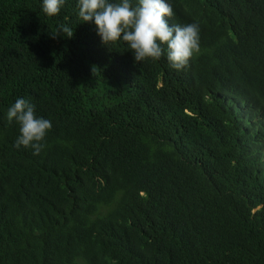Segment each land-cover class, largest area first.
<instances>
[{
  "label": "trees",
  "instance_id": "16d2710c",
  "mask_svg": "<svg viewBox=\"0 0 264 264\" xmlns=\"http://www.w3.org/2000/svg\"><path fill=\"white\" fill-rule=\"evenodd\" d=\"M170 2L199 25L180 71L101 44L76 0H0V264H264V0ZM18 97L52 122L39 155Z\"/></svg>",
  "mask_w": 264,
  "mask_h": 264
},
{
  "label": "clouds",
  "instance_id": "9594fccd",
  "mask_svg": "<svg viewBox=\"0 0 264 264\" xmlns=\"http://www.w3.org/2000/svg\"><path fill=\"white\" fill-rule=\"evenodd\" d=\"M64 5L65 0H40V11L53 18ZM76 7L80 23H91L101 44L123 43L134 62L159 61L164 55L168 65L180 71L200 53L197 23H167L165 18L173 16L170 0H135L134 4L133 0H76ZM51 34L71 37L72 28L59 25ZM5 118L18 125L13 146L31 149L32 155H39L52 122L36 115L34 105L23 97L7 107Z\"/></svg>",
  "mask_w": 264,
  "mask_h": 264
}]
</instances>
